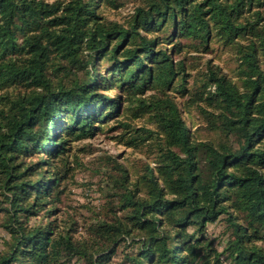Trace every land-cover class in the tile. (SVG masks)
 <instances>
[{"label": "trees", "instance_id": "16d2710c", "mask_svg": "<svg viewBox=\"0 0 264 264\" xmlns=\"http://www.w3.org/2000/svg\"><path fill=\"white\" fill-rule=\"evenodd\" d=\"M99 132L132 156L74 205ZM0 227V264H264V0H0Z\"/></svg>", "mask_w": 264, "mask_h": 264}, {"label": "rangeland", "instance_id": "374dc122", "mask_svg": "<svg viewBox=\"0 0 264 264\" xmlns=\"http://www.w3.org/2000/svg\"><path fill=\"white\" fill-rule=\"evenodd\" d=\"M130 9V6L121 9L120 13L123 14ZM112 17H119L115 13L110 14ZM99 75H105V71L99 72ZM113 92H109L112 94ZM88 143L95 150L92 153H80V158L83 162V166H80L76 171L75 181L70 185L71 202L74 205L82 204H99L101 202V196L98 191V182L100 180V175H94L95 169L99 166L97 162V157L102 155H114L117 160L127 163V157L131 155V149L126 147L121 142L108 137L106 134L98 133L95 137L83 141ZM134 156V155H133ZM138 156V155H137ZM80 211L88 215L90 211L86 208L78 206ZM93 208V207H92ZM223 228L219 223H208V233L210 237L214 240V243L221 250L223 242L225 240V235L222 233ZM8 237L7 232L0 227V250L3 248V240ZM74 264H80L78 261H74Z\"/></svg>", "mask_w": 264, "mask_h": 264}]
</instances>
